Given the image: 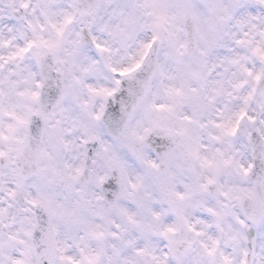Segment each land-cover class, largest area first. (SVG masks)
I'll use <instances>...</instances> for the list:
<instances>
[{
	"label": "clouds",
	"instance_id": "9594fccd",
	"mask_svg": "<svg viewBox=\"0 0 264 264\" xmlns=\"http://www.w3.org/2000/svg\"><path fill=\"white\" fill-rule=\"evenodd\" d=\"M0 264H264V0H0Z\"/></svg>",
	"mask_w": 264,
	"mask_h": 264
},
{
	"label": "snow or ice",
	"instance_id": "6c2138e0",
	"mask_svg": "<svg viewBox=\"0 0 264 264\" xmlns=\"http://www.w3.org/2000/svg\"><path fill=\"white\" fill-rule=\"evenodd\" d=\"M150 47V44H145V45H143V48H144V50H145V52L147 51V49ZM139 66V64H138V62L137 63H134L133 65H132V68H136V67H138ZM124 71L125 72H128V71H131V69H129V68H126V69H124ZM242 114V113H241ZM229 131H234V129H229ZM169 231H170V229H169ZM70 259V258H69Z\"/></svg>",
	"mask_w": 264,
	"mask_h": 264
}]
</instances>
